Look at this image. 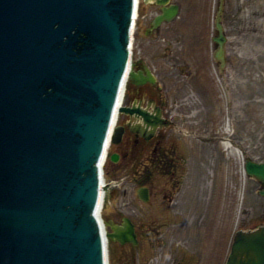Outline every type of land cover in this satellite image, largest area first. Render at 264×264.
I'll return each mask as SVG.
<instances>
[{"label":"water","instance_id":"water-1","mask_svg":"<svg viewBox=\"0 0 264 264\" xmlns=\"http://www.w3.org/2000/svg\"><path fill=\"white\" fill-rule=\"evenodd\" d=\"M138 5L0 0V264H109L110 239L137 243L129 218L109 232L101 213L108 147L125 132L118 116H134L123 99L129 79L139 83ZM222 13L215 56L225 68ZM160 114L139 111L132 131L153 133ZM245 171L264 183V162L246 158ZM226 264H264V225L237 233Z\"/></svg>","mask_w":264,"mask_h":264},{"label":"rangeland","instance_id":"rangeland-1","mask_svg":"<svg viewBox=\"0 0 264 264\" xmlns=\"http://www.w3.org/2000/svg\"><path fill=\"white\" fill-rule=\"evenodd\" d=\"M184 4L183 17L192 21L198 20L199 16L196 14L200 12L207 14L203 23L211 26L203 37L210 38L213 33L212 17L218 10L217 0H184ZM153 7L145 3V0L139 2L133 33L134 59L139 55L140 38L146 37L142 33L145 25L143 17L146 14L152 15L156 9ZM224 18L229 37V66L223 79L216 71L212 46L208 41L209 44L203 46L204 50L198 51L197 48L190 53L197 60L196 66L199 67V59L202 63L197 80L199 89H196L197 92L193 90L195 94L191 89L184 88V85L177 86L175 80L167 81V87L172 89L171 108H175V103L181 104L180 109L189 116L186 118L188 122L182 117L175 118L179 128L202 136L201 141L172 130L170 140L178 142L181 154L179 159H174L181 164L176 168V176H188L185 189L188 194H192L189 205L210 203L212 213L215 206H221L225 253L223 264L237 230H253L264 224V197L259 194L264 187L249 178L245 172V158L264 162V0H227ZM186 30L191 32L193 43L194 27ZM196 30L200 31L199 28ZM153 45L155 44L150 41L145 44L146 56L153 55ZM132 87L129 80L124 103L128 100ZM183 94L185 96L182 98ZM177 95L181 97L178 101L174 97ZM123 120V114H120L117 126L122 125ZM222 138L234 140V143L222 141ZM130 146L129 150L126 136L121 143L112 144L104 165L106 182H117L106 191L101 213L109 232L110 224L119 225L125 218H130L136 226L138 220L141 201L135 186L138 176L147 175L139 150L132 144ZM115 153L120 156L117 161L112 159ZM150 161V157L145 158L149 168H152L151 176H171L164 173L162 167L156 169ZM163 182L160 177L156 183L159 186ZM144 214L151 220L150 208L144 209ZM144 233L145 236L150 235L147 229ZM171 234L167 230L164 239L160 236L157 239L160 246L168 245L164 246V251L155 250V258L147 260L146 263L147 257H143L140 264H169V250L173 245L169 243ZM146 245L144 252H147ZM136 249V245L131 243L124 244L118 239H110L109 264H138ZM157 256H160V261ZM213 264L218 263L214 261Z\"/></svg>","mask_w":264,"mask_h":264},{"label":"flooded vegetation","instance_id":"flooded-vegetation-1","mask_svg":"<svg viewBox=\"0 0 264 264\" xmlns=\"http://www.w3.org/2000/svg\"><path fill=\"white\" fill-rule=\"evenodd\" d=\"M158 1L145 0V3L153 5V8L156 9L152 15L146 14L143 17L145 25L142 33L144 32L148 39L143 36L140 38L139 55L134 59L133 51L131 53V70L136 72L139 83H135L133 79H130L133 87L128 100L123 104L134 110V116L123 114L124 120L120 125L125 127L123 138L126 136L129 150L131 148L130 144L139 150L147 175L138 176V183L135 186L141 204L139 205L140 210L136 226L133 224L137 243L131 244L137 247L138 264H140V259L143 257H147V263V260L155 258V250L164 251V246H168L167 244L160 246L157 244V239L159 236L164 239L166 231L169 230L172 233L169 243L170 245L173 244L169 250V264H213L214 261L223 264L225 253L224 241H222L223 210L221 206H215L214 213H212V204L210 203L189 205L188 202L192 199V194H188L187 189H185L188 176H176V168L181 164L174 159H179L181 154H179L178 142L170 140L172 130L174 129L176 133L192 136L199 140L202 139V136L179 128L175 118L182 117L188 122L189 120L186 118H189V116L184 113L182 108L180 109L181 104L175 103V108H171L170 94L172 89L170 86L167 87V81L170 79L175 80L174 83L177 86L184 85V88L197 92L199 89L197 80L199 79L202 63L199 59V67L196 66L195 62L197 60L193 59L190 53L197 48H199L198 51L204 50L203 46H207L208 41L212 46V57L216 71L223 79L224 72L229 66V37L227 35L228 28L225 26L226 19L224 18L227 0H217L218 10L212 17L213 33L210 38L208 36L203 37L211 26V24L203 23L204 18L207 17L206 13L196 14L200 18H198L199 21L194 19L192 21V19L183 17L185 12L184 0H160L161 2L164 1L162 3ZM222 5L223 13L220 24L223 27L222 34L227 38L225 48L228 64L226 68H222V62L215 56L220 46L216 39L221 37L217 19ZM174 7L178 9L177 15L170 18L167 15L165 16V9L170 10ZM191 27H194L193 43L190 38L192 37L191 32L186 30V28L191 29ZM195 28H199L200 31L198 32ZM201 31L203 32L200 33ZM149 41L155 44L153 45L155 46L154 53L150 57L144 53L145 44ZM184 96L185 94L182 98ZM174 97L177 101L181 98L180 95ZM139 111H148L154 115L161 113L162 119L158 121V127L153 133L152 130L144 134L132 131L130 126L136 127L141 123L135 117L136 114H139ZM222 141L234 143V140L227 138H222ZM115 154L119 156L118 153ZM124 156H127V154ZM146 157H150V162L156 169L162 167L163 172L171 176H151L153 171L145 162ZM160 177L163 178L164 184L158 186L156 182L157 179L160 180ZM110 182L112 183L111 186L117 183ZM260 185L264 186L263 184ZM146 208L151 209V220L144 214ZM126 219L119 225L110 224L111 232L115 231L114 227L124 228ZM146 229L150 235L145 236L144 230ZM238 232L239 230L235 233L233 241L230 242L225 264ZM145 245L147 252H144ZM157 257L160 261V256Z\"/></svg>","mask_w":264,"mask_h":264},{"label":"bare ground","instance_id":"bare-ground-1","mask_svg":"<svg viewBox=\"0 0 264 264\" xmlns=\"http://www.w3.org/2000/svg\"><path fill=\"white\" fill-rule=\"evenodd\" d=\"M123 103H124V99H123ZM118 118H119V116H118ZM117 123H118V121H117ZM117 125V124H116ZM111 146V145H110ZM110 146L108 147V149L110 148ZM101 217H102V214H101Z\"/></svg>","mask_w":264,"mask_h":264}]
</instances>
